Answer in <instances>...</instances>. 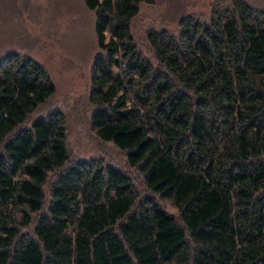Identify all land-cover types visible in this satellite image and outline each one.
Returning a JSON list of instances; mask_svg holds the SVG:
<instances>
[{
  "label": "trees",
  "instance_id": "trees-1",
  "mask_svg": "<svg viewBox=\"0 0 264 264\" xmlns=\"http://www.w3.org/2000/svg\"><path fill=\"white\" fill-rule=\"evenodd\" d=\"M83 1L97 43L91 126L159 200L111 164L70 160L61 110L29 121L51 76L4 55L0 264H264V8L216 0L178 34L149 31L154 63L131 34L154 0Z\"/></svg>",
  "mask_w": 264,
  "mask_h": 264
},
{
  "label": "rangeland",
  "instance_id": "rangeland-1",
  "mask_svg": "<svg viewBox=\"0 0 264 264\" xmlns=\"http://www.w3.org/2000/svg\"><path fill=\"white\" fill-rule=\"evenodd\" d=\"M215 2H142L131 22L137 50L155 63L148 32L167 30L178 34L181 19L187 16L207 18ZM248 2L264 8V0ZM94 21L95 12L89 10L83 0H0V58L3 60L7 55L12 59L16 54L28 56L47 70L56 86L55 93L29 116V121L50 111L61 110L68 128L70 160L95 159L111 164L132 178L140 198L151 195L159 200L146 188L139 170L128 163L126 151L100 140L91 126L94 106L89 102L90 72L97 53ZM162 204L175 211L169 202L163 201Z\"/></svg>",
  "mask_w": 264,
  "mask_h": 264
}]
</instances>
